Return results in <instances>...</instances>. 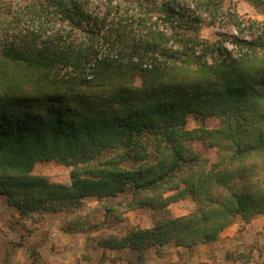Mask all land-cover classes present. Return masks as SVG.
Returning a JSON list of instances; mask_svg holds the SVG:
<instances>
[{"label": "trees", "instance_id": "trees-1", "mask_svg": "<svg viewBox=\"0 0 264 264\" xmlns=\"http://www.w3.org/2000/svg\"><path fill=\"white\" fill-rule=\"evenodd\" d=\"M218 5L0 0V197L15 224L63 212L65 232L103 249L99 264L108 251L126 252L114 263L146 264L152 250L209 245L238 217L264 215V24L236 17L234 51L210 44L201 13ZM191 114L219 126L190 130ZM48 163L72 168L71 184L33 174ZM188 197L195 211L174 217L170 206ZM138 209L153 212L151 228L127 219ZM10 245L3 264L25 246ZM28 250L30 264L45 263Z\"/></svg>", "mask_w": 264, "mask_h": 264}, {"label": "rangeland", "instance_id": "rangeland-1", "mask_svg": "<svg viewBox=\"0 0 264 264\" xmlns=\"http://www.w3.org/2000/svg\"><path fill=\"white\" fill-rule=\"evenodd\" d=\"M215 1L220 4L217 10L201 13L204 22L200 36L210 44L226 41L227 47L234 51L228 41L231 36L238 35L232 25V21L236 17L241 18L244 22L251 20L255 21L256 25L264 24V7L260 10L256 9L244 0ZM192 9H194V5ZM245 33H248V30ZM203 125L210 129L217 128L219 120L208 119L203 124L195 114L188 116V129H196ZM194 148L210 163L217 161L218 152L216 149L202 143H195ZM71 173L72 168L56 163L38 164L33 171L34 175L43 176L51 182L65 185L71 184ZM126 199L125 196H120L115 199H105L103 203L111 205ZM86 204L88 207L94 208L98 206V201L94 198H87ZM195 209L196 203L191 197L170 206L171 214L174 217L189 215ZM15 214L16 210L9 207L5 199L0 197V264H3L4 257H6L5 251L11 247L10 242H21L25 246L11 252L8 264H28L27 257L30 264L32 258L28 247H37L42 257L46 259L44 264H99L101 262L103 249L91 245L87 235L67 233L63 230L67 218L65 213L49 214L38 223L23 219L19 224H15L17 220ZM103 215L104 213L100 212L96 216L102 220ZM152 216L153 212L148 209H138L126 215L130 223L142 228L153 226ZM51 231L53 235L55 232L58 234L52 237L59 243L58 249L57 246L51 247L47 243ZM82 238L85 239L83 247ZM80 244L82 248L78 250ZM21 248L27 250L22 252ZM107 255V258L112 260L118 255L125 257L126 252L118 254V252L108 251ZM146 264H264V215L257 216L250 223H246L242 217H238L235 223L222 233L217 242L209 245L192 250L166 248L162 254L152 250L148 254Z\"/></svg>", "mask_w": 264, "mask_h": 264}, {"label": "crops", "instance_id": "crops-1", "mask_svg": "<svg viewBox=\"0 0 264 264\" xmlns=\"http://www.w3.org/2000/svg\"><path fill=\"white\" fill-rule=\"evenodd\" d=\"M148 228H150V227H148ZM60 233H62V232H60ZM49 235H50V238H49V241L47 242V243H49L48 245L51 246V247H53V246H57L56 248L58 249V247H59V243L56 242V241L52 238L54 235H58V234L55 232L54 235H53V232L51 231V232L49 233ZM54 244H55V245H54ZM83 244H84V246H85V239H84V238H82V247H83ZM82 247H81V244H80V249H78V250H81ZM21 249H22V252H24L25 250H27V249H25V248H21ZM26 253H27V251H26ZM26 257H27V255H26ZM27 262H28V264H29L28 257H27ZM177 262H179V261H177ZM104 264H113V263L108 259Z\"/></svg>", "mask_w": 264, "mask_h": 264}]
</instances>
